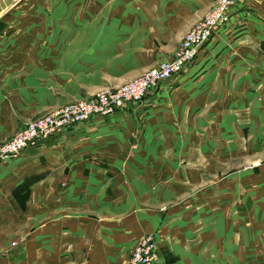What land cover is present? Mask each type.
<instances>
[{
	"label": "crops",
	"instance_id": "crops-1",
	"mask_svg": "<svg viewBox=\"0 0 264 264\" xmlns=\"http://www.w3.org/2000/svg\"><path fill=\"white\" fill-rule=\"evenodd\" d=\"M182 1L175 22L191 12L197 20L214 3ZM117 5L122 24L145 11L158 15L156 0ZM228 22L181 75L144 101L0 162V264H127L147 234L160 251L155 264H264V234H254L253 223V216L264 223V210L240 200L254 210L240 225L238 183L222 179L262 158L241 146L253 138L241 133L236 113L248 111L243 127L253 132V114L264 105V39L249 33L264 30V0H235ZM10 74L0 73L7 84L0 89V142L46 107L38 91L8 84ZM262 110L255 126H264ZM148 124L151 134H135ZM27 178L20 205L15 189Z\"/></svg>",
	"mask_w": 264,
	"mask_h": 264
},
{
	"label": "rangeland",
	"instance_id": "rangeland-1",
	"mask_svg": "<svg viewBox=\"0 0 264 264\" xmlns=\"http://www.w3.org/2000/svg\"><path fill=\"white\" fill-rule=\"evenodd\" d=\"M177 2L179 5L175 6ZM190 2L193 3L192 0ZM60 3L63 5L60 6ZM182 6V0H156L158 15L145 11L137 15L134 23L122 24L117 17V0H0V73L11 71L8 84L29 92L38 91L40 105H46L38 116L27 119L22 128L29 121L65 104L117 89L157 68L162 62L171 60L186 32L209 11L197 20L191 12L184 17L179 16L178 22H175V7L181 9ZM75 9L76 14L73 13ZM194 20L189 27H185L188 21ZM66 22H72L73 29L60 26ZM230 23L233 22L227 24ZM43 24L46 27L39 29V25ZM261 24L264 26V22ZM254 28L249 37L264 39V30ZM186 68L174 77L181 75ZM6 85L0 82V89L6 88ZM154 92L157 90L126 104L140 103ZM262 109L264 117V105ZM261 110L253 114L255 122L261 117ZM236 115L241 133L245 137L251 133L253 138V142L241 146H247V152L253 151L255 157L258 153L262 154V158H255L253 164L222 178L238 183V223L242 225L245 223L240 221L245 218L242 215L253 208H246L245 202L241 204L240 200L246 198L255 204L254 209L258 212L264 210V126H255L254 122L250 129L253 132H246L247 128L243 126L250 123L248 111H238ZM150 125L136 127L132 136L134 132L139 136L143 131L151 134L153 128ZM259 128V135H255ZM31 181L27 178L15 189L20 205L28 197ZM253 223L254 234H264V223L256 222L255 216ZM258 227L262 233L257 230ZM18 230L15 229V232ZM19 232L17 234H22Z\"/></svg>",
	"mask_w": 264,
	"mask_h": 264
},
{
	"label": "built area",
	"instance_id": "built-area-1",
	"mask_svg": "<svg viewBox=\"0 0 264 264\" xmlns=\"http://www.w3.org/2000/svg\"><path fill=\"white\" fill-rule=\"evenodd\" d=\"M235 0H214L209 11L190 28L171 60L162 62L138 79L123 86L79 99L29 121L9 139L0 142V162L34 147L49 136H61L92 117L115 115L127 102L138 100L155 90L163 81L179 73L197 55L200 47L215 34L231 15ZM160 257L157 241L152 234L140 237L131 251L127 264H155Z\"/></svg>",
	"mask_w": 264,
	"mask_h": 264
}]
</instances>
